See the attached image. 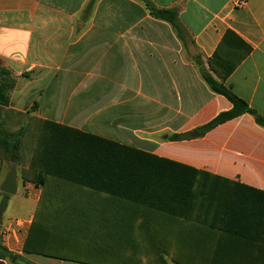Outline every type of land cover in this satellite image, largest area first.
<instances>
[{"label": "crops", "instance_id": "crops-1", "mask_svg": "<svg viewBox=\"0 0 264 264\" xmlns=\"http://www.w3.org/2000/svg\"><path fill=\"white\" fill-rule=\"evenodd\" d=\"M151 1L178 11L182 37L139 0H0V59L18 75L33 74L12 92L9 107L241 185L217 190L218 199L226 194L232 201L233 217H222L224 210L218 215L214 203L213 217H183L179 225L209 227L198 237L225 243L214 248L218 257L264 259V127L245 113L199 131L233 107L201 74L227 31L251 52L225 80L211 73L264 116V0ZM32 102L35 111L28 107ZM25 188L36 208L44 192L93 193L69 186L48 191L34 182ZM56 205L99 211L128 206ZM134 220L156 224L154 218ZM12 228L0 213L3 264H86L24 252L28 230L5 243L1 233ZM3 249L23 263L4 258Z\"/></svg>", "mask_w": 264, "mask_h": 264}, {"label": "trees", "instance_id": "trees-1", "mask_svg": "<svg viewBox=\"0 0 264 264\" xmlns=\"http://www.w3.org/2000/svg\"><path fill=\"white\" fill-rule=\"evenodd\" d=\"M139 1L144 3L152 16L170 23L182 37L183 27L176 9L160 8L151 0ZM250 52L251 47L248 44L234 32L227 31L209 61V69L201 66L202 77L211 90L227 98L233 106L201 127L199 131L202 134L245 113L250 114L258 125L264 127V116L252 109L245 100L224 85L223 81L216 80L211 73L215 71L225 80ZM32 75V72L18 75L0 59V173L3 166L1 157L16 164L27 158L26 172L36 177L35 183L38 186L46 187L48 191L52 186L82 187L92 190L93 193H42L23 245L24 252L86 264H107L103 260L68 256L59 251L71 246L72 237L66 223L72 222L71 226L74 228L77 224L82 225L85 221L83 219L90 221L91 218H97L111 227L107 234L114 232L120 237L121 243H126L125 250L132 252L130 264H168L162 256L152 259L139 257L136 247L141 245H149V250L153 251L173 248L179 253V256L172 259L176 264L264 263V259L218 257L214 255V248H221L225 243L211 242L206 240L207 236L198 237L209 234V227L203 224L179 225L183 217H197L201 221L213 217L214 202L218 203V210L215 211L218 215L220 210H224L222 217H233V211L227 205L232 201H228L226 194L214 202L204 200L199 193L200 179H215L222 182L221 186L227 187L241 185L12 110L9 107L12 92ZM27 118L28 122L25 123ZM180 138L182 136L174 137ZM84 201L126 203L128 206L99 211L60 208L56 205ZM6 203L3 201L4 206ZM137 217L154 218L156 224L145 221L136 224L134 218ZM195 234L197 236H193ZM99 249L105 253L103 248ZM1 255L11 261L23 263L18 255L6 249H3Z\"/></svg>", "mask_w": 264, "mask_h": 264}, {"label": "rangeland", "instance_id": "rangeland-1", "mask_svg": "<svg viewBox=\"0 0 264 264\" xmlns=\"http://www.w3.org/2000/svg\"><path fill=\"white\" fill-rule=\"evenodd\" d=\"M28 107L30 111H35L37 105L32 102L28 105ZM27 122L28 118L25 119V123ZM26 159L27 158L24 159L25 161L21 160L16 164L11 163L1 157L3 166L1 169L0 176H2L4 173H7L11 165H16L18 177V192L16 195H8L5 197L0 192V213L2 214L3 220H9L10 225L12 226H14L13 224H15L14 218L21 217L17 219L22 221L23 230L29 231V228L31 226L30 223H32L34 212L36 209V204L27 199L30 190L25 188V184L27 182L35 183L36 177H33L31 174L28 175V172H26L28 171V162H26ZM200 180L201 181H199V183L201 182V185L199 184V193H201L204 200L207 199L214 202L216 199H218L217 190L221 185H223L222 182L215 179L214 181L209 179L205 180L204 178ZM203 185L207 187H202ZM201 188L202 191L200 192ZM8 198H11L12 200L9 201L8 207H6L3 205V201H6V199ZM29 220L31 221L30 223L28 222ZM83 220L85 221L82 223V225L77 224L74 226V228L71 226L72 222L66 223L70 232L69 235L70 237H72V241L70 244L71 246L69 248L66 247L64 249L59 250L61 253H64L68 256H76L80 258L103 260L107 264H130L132 252L125 250L126 243H121V241H119L120 237L118 236V234L116 235V233L114 232L109 234L106 233L110 231V226L106 225V223H101L103 220L101 221L97 218L96 220H93L91 218L90 221L88 219ZM99 248H103L105 253L100 252ZM149 249V245H141L136 247V252L139 257H150V259H152V257L158 258L162 256L166 259L168 264H176L172 261V259L174 258V256H179V253L175 252L173 248L166 247L154 251ZM55 250L58 251L57 248H55Z\"/></svg>", "mask_w": 264, "mask_h": 264}, {"label": "water", "instance_id": "water-1", "mask_svg": "<svg viewBox=\"0 0 264 264\" xmlns=\"http://www.w3.org/2000/svg\"><path fill=\"white\" fill-rule=\"evenodd\" d=\"M0 191L10 196L16 195L18 191V177L15 164L11 165L10 169L6 173V176L0 185Z\"/></svg>", "mask_w": 264, "mask_h": 264}, {"label": "built area", "instance_id": "built-area-1", "mask_svg": "<svg viewBox=\"0 0 264 264\" xmlns=\"http://www.w3.org/2000/svg\"><path fill=\"white\" fill-rule=\"evenodd\" d=\"M22 225H23L22 221L17 219L15 221L14 228L7 229L1 233V237L4 239L5 243L7 241H10V239H12L13 237L15 238V236L18 237V233H20L23 230Z\"/></svg>", "mask_w": 264, "mask_h": 264}]
</instances>
